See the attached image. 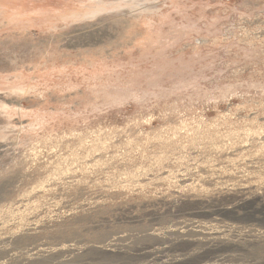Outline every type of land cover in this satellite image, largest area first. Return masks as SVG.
Wrapping results in <instances>:
<instances>
[{
  "label": "rangeland",
  "instance_id": "rangeland-1",
  "mask_svg": "<svg viewBox=\"0 0 264 264\" xmlns=\"http://www.w3.org/2000/svg\"><path fill=\"white\" fill-rule=\"evenodd\" d=\"M191 219L264 264V0H0V264Z\"/></svg>",
  "mask_w": 264,
  "mask_h": 264
},
{
  "label": "bare ground",
  "instance_id": "bare-ground-1",
  "mask_svg": "<svg viewBox=\"0 0 264 264\" xmlns=\"http://www.w3.org/2000/svg\"><path fill=\"white\" fill-rule=\"evenodd\" d=\"M217 212L214 214V220H217V215L219 214ZM209 226L191 219L182 224L172 226L168 229L167 236H160L157 232L151 231L146 236L157 238L158 242L142 244L138 249L134 250L132 256L127 253L128 243L125 240V236L119 235L110 237L105 243L101 242L98 245H89L75 241L54 244V246L42 243L36 244L29 246V248L20 254V261L22 264H92L93 260H103L96 256L99 254L119 264L126 263L130 259H143V264H153L156 261L159 264H166L168 263V253L175 251L180 246L200 244L201 250L206 248L207 250H217L222 243L226 242L223 236L225 231L224 224H209ZM184 255L183 253L178 256L182 257ZM178 256L176 255L173 259L176 260ZM192 264L220 263L217 258H210L196 260Z\"/></svg>",
  "mask_w": 264,
  "mask_h": 264
}]
</instances>
